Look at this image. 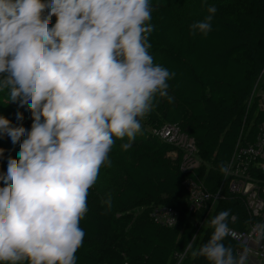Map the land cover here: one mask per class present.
Wrapping results in <instances>:
<instances>
[{
	"label": "clouds",
	"instance_id": "1",
	"mask_svg": "<svg viewBox=\"0 0 264 264\" xmlns=\"http://www.w3.org/2000/svg\"><path fill=\"white\" fill-rule=\"evenodd\" d=\"M207 11L191 34L212 31L217 9ZM151 18L149 0H0V91L17 105L16 123L0 116V138L19 145L16 157L0 148V261L77 264L88 190L111 165L113 137H127V150L154 96L174 102L167 81L175 74L148 51ZM220 171L227 176L230 165ZM233 219L229 209L210 221L198 254L211 264L248 260L224 243L236 237Z\"/></svg>",
	"mask_w": 264,
	"mask_h": 264
},
{
	"label": "trees",
	"instance_id": "2",
	"mask_svg": "<svg viewBox=\"0 0 264 264\" xmlns=\"http://www.w3.org/2000/svg\"><path fill=\"white\" fill-rule=\"evenodd\" d=\"M149 5L148 23L155 28L148 51L154 65L175 74L167 81L174 102L154 96L151 111L138 118L141 131L127 150L122 147L127 137H113L111 165L101 166L88 190L77 264H211L198 254L212 234L211 219L231 209L230 228L243 231L251 222L242 195L223 184L220 166L228 164L238 142H254L264 124L261 95H254L257 81L264 79V0H149ZM213 5L212 31L206 37L191 34L190 25L202 21ZM16 111V104L0 102V116L13 123ZM19 111L23 125L30 127L31 113ZM165 124L177 125L194 139L198 166L191 172L181 168L185 150L152 132ZM0 148L5 156L16 157L19 151L7 136L0 138ZM6 170L5 159L0 172ZM191 177L200 179L212 197L220 192L198 234L212 201L191 210L184 186ZM158 206L177 211L174 226L155 222L151 213ZM224 243L236 254L241 247L231 237Z\"/></svg>",
	"mask_w": 264,
	"mask_h": 264
},
{
	"label": "built area",
	"instance_id": "3",
	"mask_svg": "<svg viewBox=\"0 0 264 264\" xmlns=\"http://www.w3.org/2000/svg\"><path fill=\"white\" fill-rule=\"evenodd\" d=\"M252 98L253 95L249 100V106ZM260 106L264 108V94L261 95ZM152 132L164 141L185 150L182 170L191 172L198 166L197 147L194 139L181 131L177 125L165 124L160 128L152 129ZM228 165H230V172L224 177L223 184L228 183L231 191L242 195L246 210L251 218L246 230L233 229L236 233V237L233 239L241 245L237 249V254L246 250L248 256L246 264H264V230L258 227L264 225V124L261 125L254 142L247 145L237 143ZM184 186L189 193L192 211L206 208L212 201L206 218L199 225L196 233L198 234L215 202L220 197V192L212 197L204 189L202 181L196 177L187 178ZM151 216L155 222L167 227L174 226L178 221L177 211L167 206L155 207Z\"/></svg>",
	"mask_w": 264,
	"mask_h": 264
},
{
	"label": "rangeland",
	"instance_id": "4",
	"mask_svg": "<svg viewBox=\"0 0 264 264\" xmlns=\"http://www.w3.org/2000/svg\"><path fill=\"white\" fill-rule=\"evenodd\" d=\"M55 19L56 18L53 17V24L55 23ZM262 85H264V79L262 81H260V82L258 80L256 85H255L254 95H262V94H264V86H262ZM7 100H8L7 90L0 91V102H7Z\"/></svg>",
	"mask_w": 264,
	"mask_h": 264
}]
</instances>
